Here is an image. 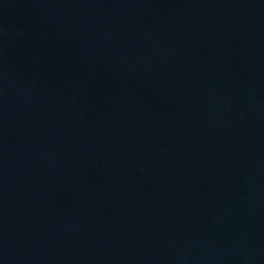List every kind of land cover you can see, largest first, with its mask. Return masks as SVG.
<instances>
[{"label":"water","instance_id":"1","mask_svg":"<svg viewBox=\"0 0 264 264\" xmlns=\"http://www.w3.org/2000/svg\"><path fill=\"white\" fill-rule=\"evenodd\" d=\"M0 264H264V0H0Z\"/></svg>","mask_w":264,"mask_h":264}]
</instances>
